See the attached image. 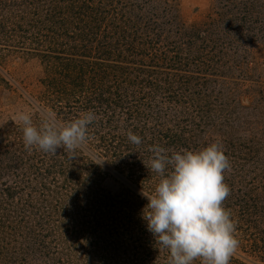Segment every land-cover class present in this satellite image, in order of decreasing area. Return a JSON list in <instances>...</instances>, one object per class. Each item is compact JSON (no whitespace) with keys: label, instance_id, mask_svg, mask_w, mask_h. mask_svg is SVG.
<instances>
[{"label":"trees","instance_id":"trees-1","mask_svg":"<svg viewBox=\"0 0 264 264\" xmlns=\"http://www.w3.org/2000/svg\"><path fill=\"white\" fill-rule=\"evenodd\" d=\"M11 55L39 63L35 80L5 78ZM0 89L37 126L97 116L69 159L26 150L0 110V264H168L143 219L150 149L212 143L231 163L230 264H264V0H212L197 23L183 0H0Z\"/></svg>","mask_w":264,"mask_h":264},{"label":"clouds","instance_id":"clouds-1","mask_svg":"<svg viewBox=\"0 0 264 264\" xmlns=\"http://www.w3.org/2000/svg\"><path fill=\"white\" fill-rule=\"evenodd\" d=\"M89 110L78 118L58 125L47 117L39 126L33 123L30 112H19L14 120L22 125L26 150L57 154L62 148L69 159L88 140L89 125L96 121ZM128 140L139 146L142 138L131 130ZM152 156L145 165L151 173L161 177L154 194L141 195L149 203L143 209V219L156 244L169 252L168 264H230L239 247L235 236L236 224L223 202L231 194L224 180V172L231 170L229 158L219 143L202 150L168 153L154 145Z\"/></svg>","mask_w":264,"mask_h":264},{"label":"rangeland","instance_id":"rangeland-1","mask_svg":"<svg viewBox=\"0 0 264 264\" xmlns=\"http://www.w3.org/2000/svg\"><path fill=\"white\" fill-rule=\"evenodd\" d=\"M212 0H183L184 15L189 23H197L206 18L211 11ZM9 73H6L5 78L9 81L12 77L18 82L17 85L21 88L26 76L31 78L38 70L39 63L33 61L27 56L11 55L8 61ZM35 80V77H33ZM22 91L18 94H11L8 90L0 89V110L6 115L14 119L19 112H32V110L17 100V95H22ZM26 99V98H25Z\"/></svg>","mask_w":264,"mask_h":264}]
</instances>
